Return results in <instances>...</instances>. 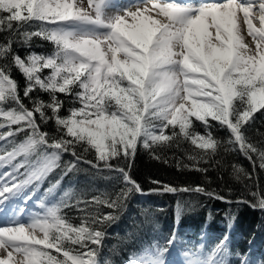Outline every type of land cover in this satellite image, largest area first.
<instances>
[{"label": "snow or ice", "instance_id": "1", "mask_svg": "<svg viewBox=\"0 0 264 264\" xmlns=\"http://www.w3.org/2000/svg\"><path fill=\"white\" fill-rule=\"evenodd\" d=\"M22 6L27 9L26 16L22 15ZM108 6L109 0H89L92 9L89 12L72 0H0V29L6 27L13 30V22L19 28L32 20L44 21L54 26L47 28L41 25L40 31L22 35L26 39L33 35L42 36L57 47L55 55H33L28 57L27 62L13 56V62L28 82L24 96H29L33 88L39 86L51 94V102L47 105L36 101L33 110L25 108L17 95L15 81L5 70H0V105L12 101L18 106L7 111L0 107V114L8 124L17 125L15 132L10 129L7 133H0V140L25 132L26 128L30 130L26 140L13 147L11 152L6 151L0 161L11 164L16 156L27 155L41 145L52 149L46 156L47 163L43 168L20 173L19 169L25 165L16 164L11 172L0 177V213L7 214L19 198L25 201L31 199L25 189L34 182L38 186V182L57 166L61 152H71L79 161L81 155L74 151V145L80 141L86 140L96 148L97 163L86 162L96 168L102 161L106 169H112L108 161L121 153L128 160L133 158L138 142L150 148L151 144L169 139L163 135L164 129L177 123L180 132L192 138V143L197 147L214 151L218 142L211 134L207 138H197L187 130L191 123L189 116L204 122L206 128L210 127L208 117L226 126L231 133L229 143L238 144L249 159L255 153L260 167L264 169V149L250 143L242 131L245 123L254 118L253 113L264 109V0H227L223 4L202 0L199 5L162 2L156 7L168 23L151 20L155 27L143 29L133 23L127 26V30L123 27L125 17L130 15L135 21L139 8L137 12L129 10L121 14L118 11L116 15L106 16L104 9ZM237 12L243 13L248 35L256 42L254 54L250 55L249 47L242 42L241 30L237 28ZM144 19L150 20L149 17ZM253 19L259 20L258 29L254 28ZM213 28L214 37L209 31ZM213 39L219 43H213ZM102 43L108 45L106 52L101 49ZM10 52L11 41L0 45V56H7ZM108 52L111 53L110 59L107 58ZM118 53H123V59L118 58ZM45 68L52 71L42 79L39 73ZM181 76L184 77L183 83L179 79ZM124 80L128 82L126 86H122ZM77 82L81 91L74 95L83 106L70 109L67 117H59L57 112L62 102L55 93L71 92L69 86ZM192 85L196 87L193 89ZM195 95L203 96L204 101L194 99L191 110H186L183 101ZM234 100H238L239 105L234 104ZM45 107L52 110L57 126L66 129V135L74 139L53 138L48 143L47 134L40 131L33 118L35 111L42 121L49 119L45 115ZM183 111L188 114L183 115ZM190 159L195 161L196 158ZM75 167L76 164L69 163L65 171H72ZM115 170L130 186L121 190L115 200L100 201L95 198L97 203H104L113 209L121 207L129 193L144 194L128 171L124 168ZM196 170L207 171L204 168ZM162 189L169 193L205 192L199 186L178 189L162 185ZM253 195L257 197L253 207L264 209V196L259 193ZM215 198L224 199L221 196ZM58 211V207L48 208L44 216L34 217L27 226L15 219H10L6 226H0V249L7 253L0 258V264H13V253L23 257L15 260V264H25V261L27 264H101L99 246L104 232L96 230L93 225L114 221L116 217L112 214L97 215L88 226L76 227L60 217ZM15 214L16 210H13V216ZM26 227L44 232V238L29 239L25 235ZM53 232L56 234L49 240V233ZM65 241L79 245L85 251H75L67 247ZM227 241L228 236L225 235L203 259L204 264H227ZM89 243L95 247H89ZM167 243L174 245L175 233ZM37 245L55 248L62 252L64 258L58 260L38 249ZM166 253L168 248L160 249L157 253L160 264H164ZM218 254H223L219 260L214 258ZM237 257L241 259V264H253L239 253Z\"/></svg>", "mask_w": 264, "mask_h": 264}, {"label": "trees", "instance_id": "2", "mask_svg": "<svg viewBox=\"0 0 264 264\" xmlns=\"http://www.w3.org/2000/svg\"><path fill=\"white\" fill-rule=\"evenodd\" d=\"M21 12L22 15H27L23 9ZM41 25L47 28L54 26L44 21L32 20L19 28L16 27V22H13L11 31L6 27L0 29V45L11 41V52L7 56H0V70H5L10 79L15 81L17 95L30 111L34 109L36 101L44 105L49 104L51 94L36 86L29 96L25 97L24 91L28 82L24 73L13 62V56H19L27 62L28 57L33 55H55L57 47L52 41L35 35L26 39L22 35L25 32L40 31ZM51 71L50 68H45L41 69L39 74L43 79L49 76ZM69 87L71 92L55 93L56 98L62 102L57 112L62 118L70 115V109L83 106L74 95L81 91L78 82ZM233 103L239 105L238 100ZM0 107L7 111L18 106L8 101ZM44 111L49 117L46 121H42L39 113L35 111L33 118L40 131L47 134L48 143H51L53 138L74 139L66 135V129L57 126L50 108L45 107ZM253 117L245 123L242 131L250 143L264 149V109L253 113ZM188 119L191 123L187 130L193 132L195 137L207 138L211 134L218 142L214 151L197 147V144L192 143V138L180 132V125H168L163 135L169 139L151 144L150 148H145L138 142L133 158L128 160L121 153L108 161L113 166L112 169H106L102 161L96 168L86 162L97 163L96 148L86 140L80 141L74 145V151L81 155L79 161L71 152H61L57 166L38 182V186H35L36 182L29 185V190L32 193L37 191L43 198L52 197V207H58V215L76 227L88 226L91 219L97 215L112 214L116 217L114 221L99 226L93 225L96 230L104 232L99 246L101 264H128L130 257H137L146 251L152 253L155 250H169L174 247L186 254L188 259L204 264L203 259L225 235L228 236L227 264H241L237 253L248 258L253 264H264V209L253 207L257 200L253 193L264 196V169L260 167L257 155L253 153L249 159L241 152L238 144L229 143L231 133L218 121L208 117L210 127L206 128L204 122L196 117L189 116ZM0 125H3L0 127V133H7L10 129L15 132L17 128V125H9L2 114ZM28 131L30 130L26 128L25 132L0 140V157L23 143ZM50 151L52 149L47 145H41L27 155L16 156L11 163H23L25 166L19 171L24 173L26 170H32ZM201 156L204 159H200ZM190 157H195V161ZM69 163L76 164V167L66 172ZM116 168L128 171L144 194L129 193L123 199L122 206L113 209L104 203H97L95 198L100 201L115 200L121 190L130 186ZM197 168L207 171H198ZM162 185L178 189H194L199 186L204 188L205 192L169 193L163 191ZM207 193L215 195L209 196ZM215 196L224 199H216ZM173 233L175 243L169 246L167 242ZM54 234L56 233H49L50 240ZM65 245L75 251H85L80 249L79 245H71L68 241H65ZM89 247L95 246L89 243ZM37 248L57 257L58 260L64 258L62 252L54 248ZM222 255L218 254L214 258L219 260Z\"/></svg>", "mask_w": 264, "mask_h": 264}, {"label": "rangeland", "instance_id": "3", "mask_svg": "<svg viewBox=\"0 0 264 264\" xmlns=\"http://www.w3.org/2000/svg\"><path fill=\"white\" fill-rule=\"evenodd\" d=\"M122 1L123 3L117 4L116 2ZM215 1L217 4H222L227 2V0H203V2L210 3ZM72 2L77 5L78 7L87 10L89 12H92V9L89 7V0H72ZM162 2H167V3H180V4H192V5H199L202 0H109V6L104 9V13L106 16H112L116 15L117 12L119 11L121 14H123V11H131V12H137V8H139V13L137 15V18L135 21H133L132 16H126L125 21L126 24L123 26L127 30L128 25H132L133 23L137 24L138 26H141V28H148V27H155V25L151 24V20H155L161 24L168 23L167 18L160 14L159 8L156 7L157 4L162 3ZM22 9L27 12L26 7L22 6ZM240 16V15H239ZM144 17H149L150 20H145ZM159 18L164 19L166 21H161ZM211 20V18H209ZM257 21V20H256ZM237 28L241 30V35L243 37L242 42L244 44H248L249 47V54H254L257 48L256 42L252 41V37L248 35V29L247 25L243 23L242 21L238 20L237 21ZM214 30V28H213ZM214 37V36H213ZM214 40V39H213ZM214 43H219L218 41H213ZM250 42V46H249ZM255 45H253V43ZM107 43H102L101 44V49L103 51H107ZM254 47V48H253ZM118 58L123 59V53H118ZM111 53H107V58L110 59ZM195 76H199V74H194ZM83 78V77H82ZM181 83H183L184 77L179 78ZM122 86L127 85V80ZM193 89L196 87L195 85L191 86ZM181 95L183 96L184 93L181 91ZM199 100V101H204L203 96L195 95V96H189L188 99L184 100L187 105H189L192 108V101L193 100ZM185 107V106H184ZM187 111H183V115H187ZM195 117V116H194ZM95 119V117H93ZM179 125V123H177ZM94 127V126H93ZM157 134L159 135V130H157ZM197 138H200L199 136H196ZM204 138V137H203ZM199 143V139L197 140ZM49 155V154H48ZM47 161L46 157H44L39 166H37L35 169H40L43 168L46 164L45 162ZM12 167L8 163H4L3 161H0V177H3L4 173L11 172ZM25 192L29 194V189H25ZM38 199V201H37ZM50 200V199H48ZM48 203L45 201H41L40 195H32L31 199L25 201L23 198L17 199V202H14L11 207L9 208L7 214L0 213V216L2 215V218L0 217V226H6L9 224V222H4V220L7 218V216L10 214L13 216V210H16V214L20 212L21 214L19 215V223L24 224L25 226L29 225L32 223V220L34 217H42L44 216L46 209H48ZM25 235L29 236V239L32 237H35L36 239H43L44 238V232L40 231L39 229H36L35 231L29 229L26 227L25 229ZM50 240V238H49ZM21 243L23 241H20ZM37 246H43V245H37ZM36 246V247H37ZM177 246V245H176ZM176 248V247H174ZM169 249L168 253L165 254L164 258V264H202L201 262L197 260H192L188 259L186 257V254L183 252H180L177 249ZM159 250H156L153 252V254H149L150 252H144L140 256L137 257H130V262L128 264H160V258L157 256ZM7 253H4L3 249H0V258H3L6 256ZM14 256V261L13 264H15V260H20L23 259L19 254L13 253ZM25 264H27V261H25Z\"/></svg>", "mask_w": 264, "mask_h": 264}, {"label": "bare ground", "instance_id": "4", "mask_svg": "<svg viewBox=\"0 0 264 264\" xmlns=\"http://www.w3.org/2000/svg\"><path fill=\"white\" fill-rule=\"evenodd\" d=\"M117 4H121V3H123L122 1H118V2H116ZM210 3H216L215 1H213V2H210ZM225 3H227V2H225ZM223 4V3H222ZM240 15V16H239ZM209 18H211V17H209ZM242 19H243V13L242 12H237V21L238 20H240V21H242ZM159 20H160V22L161 21H166V20H164V19H161V18H159ZM257 20V21H256ZM252 23H253V26H254V28L255 29H258L259 27H260V23H259V20L258 19H253L252 20ZM209 31H210V33L212 34V36H214L215 35V29L213 30V29H209ZM214 41V40H213ZM253 41V40H252ZM214 43V42H213ZM253 43V45H255V43L254 42H252ZM247 46H248V44H247ZM249 46H250V42H249ZM254 48V47H253ZM184 104V108L186 109V110H191V107L189 106V105H187L186 104V102H184L183 103ZM47 163V161L45 162V164ZM15 202H17V200L15 201ZM21 213L20 212H18L17 214H15V216H12V215H8L7 216V218L4 220V222H9V220L10 219H15L16 221H19V215H20ZM1 218H2V215L0 216ZM26 231V230H25Z\"/></svg>", "mask_w": 264, "mask_h": 264}]
</instances>
